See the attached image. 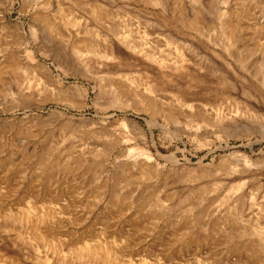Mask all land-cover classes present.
Returning <instances> with one entry per match:
<instances>
[{
    "label": "rangeland",
    "instance_id": "rangeland-1",
    "mask_svg": "<svg viewBox=\"0 0 264 264\" xmlns=\"http://www.w3.org/2000/svg\"><path fill=\"white\" fill-rule=\"evenodd\" d=\"M145 2L0 0V54L44 66L0 73V264H264V18L227 51L214 7Z\"/></svg>",
    "mask_w": 264,
    "mask_h": 264
},
{
    "label": "bare ground",
    "instance_id": "bare-ground-1",
    "mask_svg": "<svg viewBox=\"0 0 264 264\" xmlns=\"http://www.w3.org/2000/svg\"><path fill=\"white\" fill-rule=\"evenodd\" d=\"M144 1H146L147 4L148 3H152V4L156 5V6H162L164 8H166L168 6V3H169V0H144ZM254 1H253V3H254ZM242 2H243V0H242ZM249 2H250V0H249ZM94 4H95V7L97 8L96 10H98L99 13L102 12V10L106 7L105 4H103L101 2H95ZM108 4L109 5H112V3H110V2H108ZM172 4L174 5V7H177L176 10L181 11V12L184 9V7H183L184 5H185V7H186V4L189 5V16L187 18V23H188L189 26H191L192 28H195V29L196 28H199V29L201 28L200 27L201 26L200 25V22H202V20H203L204 16L206 15L207 11H209L210 9H212L214 7L215 8L214 9V12L217 13V17L220 19L219 20V23L223 27V30L225 32V36H226L225 37L226 38L225 41H226V50L227 51H229V49H231V46L233 47V44L235 43L236 39L238 38V31L237 30L239 29V26L241 25L240 20L243 19L246 22V25L248 24L247 26H249L251 24L253 25V22H252L253 20L254 21L255 20L258 21V19L261 20V18H264V12H262V10L259 11V12H257V11L255 12L254 9H256V7L253 9L251 4H245V5H243V3L241 4V0H172ZM44 5H45L44 2L41 3V4H39V5H36V10H38V16H41L42 15V13L40 12V10H42V8L44 7ZM253 5H255V4H253ZM96 10H94V11H96ZM257 10H258V8H257ZM112 11H114L113 8H112ZM96 13H97V11H96ZM109 13H110V11H109ZM102 14L104 15V13H102ZM102 14H100V15H102ZM97 16H98V13H97ZM183 17L184 16H182V18ZM47 21H48V19H47ZM261 24L259 26V29L260 30H263L264 29V24L263 23H261ZM112 26H108V27H112ZM116 27H118V26H116ZM256 28H257V26H256ZM109 29H111V28H109ZM115 29H117V28L114 27V29H113V35H114L115 39L119 42V44H122L123 46H125L127 48H130L134 52L139 53V54H141V55H143V56H145L147 58L156 59V60L159 59L160 61L166 60V58H164V57L163 58H159L156 55L157 53L155 54L154 51L152 52L149 49L148 46H146L145 44H143L142 41H138V39L131 38V36H129L128 32H126V30L124 31V29L122 30V29H119V28H118L119 30H115ZM136 31L137 30H135V32ZM21 33H23V32H21ZM36 35H37V31L32 30L31 36H32L33 39H35ZM111 35H112V33H111ZM22 38H23V42H24V40H27V41H25L26 44H28L30 42L29 39L25 38V34L24 35H21V39ZM76 43H77L76 44V51L77 52H79L81 46H83L85 48H88V49H90V48L93 49V47H92L93 44H92V42L90 40H85V39L81 40L80 39ZM103 46H104V44H103ZM104 52L105 53H103V54L107 58H113V57H115V54H116L115 53V50L113 48V45L111 43H107V46L105 47ZM25 57H27V59ZM174 61L176 63L182 62V57H180V55L178 56V54H177L175 56V60ZM31 66H33V67L38 66V67H43L44 68L43 64H41V62H39L36 59V57L34 56V51H33L32 48L26 47V49L24 50V53L19 55V58H17V57L14 58L13 55H11V54H6V53L0 54V73L6 67H10L12 70H15L17 72H20L21 71V72H24L25 73L26 71H29V70L32 69ZM41 72H42V70H41ZM50 77H52V76H50ZM50 83L52 84L53 82L50 81ZM104 87L105 86L103 84L102 85L99 84V88L100 89H103ZM109 87H111V89H112L115 97H117V98L122 97L124 95V93H125V90H124L123 86H121V84L119 85L117 83H113V84L110 83L109 84ZM147 105H148V107H152V100H151V102L148 101L147 102ZM145 154L147 155V157H149V159L151 158V154L147 150L145 151ZM134 164H136V163H134ZM147 171L148 170L141 169L140 172H147ZM29 211H31V208L30 207L28 208L27 212L24 213L27 217L30 214ZM151 217L154 218L155 215L152 214ZM185 227L184 228L183 227L182 228L181 227H177V229H178V231H181V230L185 229ZM97 250L98 251L99 250L101 251L102 249H100L99 247H96V246H92V245H89V244H85V245L79 246L77 249H75L74 252H75V256L76 257L82 258V257H85V256L90 257V256L98 255ZM105 252H106V255H107L105 257H106V259H108L109 258V256H108L109 255V251L105 250ZM98 256H101V255H98ZM106 259H103V260L107 264L108 262H107Z\"/></svg>",
    "mask_w": 264,
    "mask_h": 264
}]
</instances>
